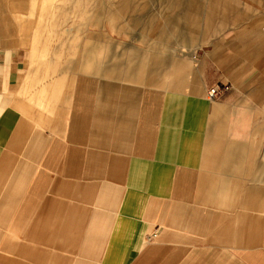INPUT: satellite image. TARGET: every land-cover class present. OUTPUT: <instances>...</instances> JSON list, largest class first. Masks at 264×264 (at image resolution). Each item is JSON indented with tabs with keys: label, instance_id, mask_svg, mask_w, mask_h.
<instances>
[{
	"label": "crops",
	"instance_id": "crops-1",
	"mask_svg": "<svg viewBox=\"0 0 264 264\" xmlns=\"http://www.w3.org/2000/svg\"><path fill=\"white\" fill-rule=\"evenodd\" d=\"M57 1L29 10L22 35L55 7L97 25L94 12L122 8ZM158 4L201 25L200 1ZM221 7L183 69L158 73L153 53L132 69L130 51L125 82L107 78L123 63L100 47L84 65L98 80L0 51V264H264V12Z\"/></svg>",
	"mask_w": 264,
	"mask_h": 264
},
{
	"label": "rangeland",
	"instance_id": "rangeland-1",
	"mask_svg": "<svg viewBox=\"0 0 264 264\" xmlns=\"http://www.w3.org/2000/svg\"><path fill=\"white\" fill-rule=\"evenodd\" d=\"M107 1L110 3L112 1H121L120 5H122V8L111 9L112 12L110 13H105V11H100V14L94 12V15L102 17V22L98 25L92 22H83V13L80 10L63 14L62 18H59L60 14H62L61 12L53 10L48 15H45L48 21L51 22L50 26H48L44 18L39 33L37 32V34L34 28L35 34L33 31V35L28 38L22 35L21 27L18 26L22 24L23 29L24 26L28 29L33 25V23H29L31 19L28 22H23L25 18H32L31 13L28 12L31 8L27 7V5L23 6L21 3L19 4L18 0H0V18L5 17L2 24L6 25L7 28L10 23L14 25L13 30L10 28L7 31L8 35L5 33V35L0 37V51L23 47L26 54L28 52L31 53L33 62L37 64H53L56 67L74 71L76 74H87L88 72L86 71H91L88 73L90 74L89 77L98 80L106 76L93 73V71H99L97 62L91 64L93 66L89 70L84 69V65L88 64L87 54H94V51L100 47L102 52L104 49L109 52L116 51L119 54L118 56H121L116 58V62L119 64L123 63V67L117 71L122 76H107V78L125 82L130 81V74L132 75L129 72L131 67L128 61L130 51L135 53V60L130 61L132 69L138 68L137 64L140 67L145 53H153L155 57H159V60L154 62V70H157L158 73H161V69L167 68L171 70L183 69L185 64L183 61L178 60L179 55L189 53V48L193 50L194 47L200 46V32H203L205 35L202 47L208 46L211 31L208 25L204 24V21L214 17V12L221 10L222 5L239 4L247 6L251 14L264 12V0H197L202 2V7H197L196 9L190 7L191 9H189L190 12L195 10L198 20L202 21L201 25L198 23V30H196L194 28L193 16L195 14L193 12L185 14V16H189V20L185 18L180 22L173 20V18L184 15V13H180L184 9L183 7L169 9L165 6H160L158 4L160 0ZM179 1L191 2L193 0ZM24 3L26 4V0ZM40 14L41 10L36 12V16ZM114 24L118 25V27L115 28ZM195 30L198 32V38L196 39L194 36ZM203 43H207V45ZM51 57H55L56 59L51 61L43 60ZM166 57L169 58V61L165 60ZM161 58H163V61L160 60ZM104 62L105 67L111 64L108 60ZM103 63H100L101 66H104ZM150 67L149 62H143L142 68L146 69ZM143 79L145 80L142 77L141 80ZM160 79H163V83L168 81L167 77ZM133 80L135 81V79ZM154 80H156V77H154ZM33 104L32 100L30 106L33 108L32 110H35Z\"/></svg>",
	"mask_w": 264,
	"mask_h": 264
},
{
	"label": "bare ground",
	"instance_id": "bare-ground-1",
	"mask_svg": "<svg viewBox=\"0 0 264 264\" xmlns=\"http://www.w3.org/2000/svg\"><path fill=\"white\" fill-rule=\"evenodd\" d=\"M19 1V4L21 3V5H27V6H29V8H31V10H33V9H35L37 6H40V7H45L46 9H48L47 7L49 6H53L54 4L55 5H57L58 3L57 2H59V1H57V0H33V1H27L26 0V4L24 3L25 2V0H18ZM60 1H62V0H60ZM72 1H74V0H72ZM38 2V3H37ZM63 2H65V1H63ZM59 3H61V2H59ZM68 4H69V2H68ZM67 4V5H68ZM76 5V4H75ZM60 6V5H59ZM66 6V5H65ZM72 6V5H71ZM64 7V5L62 6V7H60V9L61 8H63ZM73 7V6H72ZM56 8V7H55ZM55 8H53L54 10H55ZM57 8H59V7H57ZM75 8V7H74ZM51 9V8H50ZM73 9V8H72ZM57 10H59V9H57ZM74 10V9H73ZM77 10V9H76ZM38 11V10H37ZM46 11H48V10H46ZM42 13V12H41ZM49 13V12H48ZM47 12H46V14H48ZM2 14V13H1ZM45 18V17H44ZM44 18H41V19H44ZM4 19H5V17H1L0 18V37L1 36H3V35H5V33L7 34V31L10 29V27L11 26H13L14 27V25L12 24V23H10L9 25H8V28H7V26L6 25H3L2 24V22L4 21ZM46 20V19H45ZM48 20V19H47ZM34 20H30L29 21V23H34L33 22ZM12 27V28H13ZM40 27H41V25H40ZM4 28H6V29H4ZM8 35V34H7ZM5 38V37H4ZM3 38V39H4Z\"/></svg>",
	"mask_w": 264,
	"mask_h": 264
},
{
	"label": "built area",
	"instance_id": "built-area-1",
	"mask_svg": "<svg viewBox=\"0 0 264 264\" xmlns=\"http://www.w3.org/2000/svg\"><path fill=\"white\" fill-rule=\"evenodd\" d=\"M220 91L219 87L214 86L208 90L207 95L210 99H215L220 96ZM153 236H155V234Z\"/></svg>",
	"mask_w": 264,
	"mask_h": 264
}]
</instances>
